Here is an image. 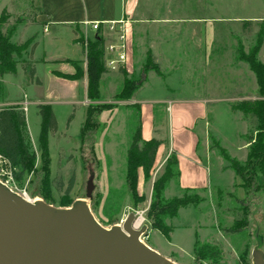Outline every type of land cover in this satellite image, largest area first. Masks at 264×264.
Returning a JSON list of instances; mask_svg holds the SVG:
<instances>
[{"label":"rangeland","instance_id":"374dc122","mask_svg":"<svg viewBox=\"0 0 264 264\" xmlns=\"http://www.w3.org/2000/svg\"><path fill=\"white\" fill-rule=\"evenodd\" d=\"M165 1L157 0V3L163 4ZM169 1L173 4L184 1L191 7L203 5L206 17L221 24L216 29L221 41L214 45L213 51L219 53L222 49L225 54L221 60H210L212 71L222 84L214 94L216 97L231 94L234 84L240 91L232 94L234 100L230 111L228 103L214 105L208 119L212 123V132L216 128L217 134H212L208 129L207 138L215 165L225 169L227 157L244 163L250 145L247 136L256 138L258 120L252 113L244 117L237 107L240 101L252 102L259 96L257 87L254 92L244 93L251 81L246 77L249 73L248 63L240 58L249 54L261 32L264 37V0ZM2 12L9 16L3 28V32L10 35L9 41L16 45L25 44L27 48L20 54H13L15 70L0 77V108L13 105L8 104L9 93L22 98V90L14 87L20 80L23 84L19 87L24 86L22 66L33 64L31 51L36 39L34 33L39 31L40 35L46 24L41 17L38 0H0V17ZM146 64V58L135 61L140 71L126 75L127 79L139 80L142 85ZM151 66H155L153 60ZM189 71L197 73L198 69L194 66ZM102 78L106 81H100L101 98L90 100L84 106V116L82 112L81 117L74 119L77 109L72 110L69 117L72 116L71 121L74 120L70 127V123L67 124L69 117L67 120L65 118V109H55L57 131L48 135L46 149L38 141H31L26 132L28 151L34 160L20 178L13 174L14 182L8 186L15 193L24 194L30 201L44 202L56 209H68L77 203H85L94 219L106 229L121 227L130 213L135 214V221L142 217L141 227L136 228L145 227L140 239L175 264H254L255 254H261L264 261V187L252 188L254 191L247 192L241 185L242 180L231 169L228 170L233 173L234 179L227 188L213 184L204 192L182 191L174 183L170 184L176 181L173 178L162 192L164 199L187 197L195 200L196 206L181 209L176 217H163L157 221L159 209L150 210L152 191L154 183L164 171H150L148 179H141L140 183L137 181L134 192L126 179L127 149L138 116L137 107L128 104V101L137 90L128 100L117 99L124 81L121 70L106 69ZM101 104L111 105V108L98 114L95 123L82 131L88 106ZM18 106L22 109V105ZM26 118L30 133L37 137L40 116L34 106H29ZM19 172L16 170V173ZM225 179L227 181L228 177ZM161 226L169 229L168 235ZM235 227L241 230L229 231ZM195 239L199 245L218 250L219 257L206 254V250L195 251Z\"/></svg>","mask_w":264,"mask_h":264},{"label":"crops","instance_id":"0c3cea01","mask_svg":"<svg viewBox=\"0 0 264 264\" xmlns=\"http://www.w3.org/2000/svg\"><path fill=\"white\" fill-rule=\"evenodd\" d=\"M38 1L46 24L40 35L39 31L34 33L36 39L31 60L35 68L34 78L40 83L21 88L19 85L23 81L20 80L14 88L22 90V98L13 97L8 92V104L21 106L23 100L26 101L25 118L30 105L36 109L38 105H49L55 118V109L59 107L65 109L66 120L74 109H77L74 119L81 117L82 112L84 116V106L91 102L86 94L84 41L99 36L107 45L115 41V36L107 25L96 32L83 23L128 20L129 49L125 74H138L140 70L136 68L135 61L148 56L159 69V74L150 70L143 76L142 85L128 101L130 105L139 106L142 140L161 142L151 171H164L168 157L174 155L179 175L170 184L174 183L182 191L204 192L213 184L227 188L232 183L234 175L227 169L228 164L223 169L211 159L207 132L212 129V123L208 117L217 103H228L230 111L234 100L231 96L240 90L234 84L233 93L217 97L214 94L222 84L212 71L210 60H221L225 53L222 49L219 53L213 51L214 45L220 44L216 29L221 24L206 17L203 5L191 7L184 1L173 4L169 0L163 4H158L157 0ZM263 50L264 37L257 54L262 63ZM194 66L197 73L189 71ZM248 71L246 77L251 82L244 93L254 92L257 87L254 73L250 68ZM77 72L79 76L73 78ZM101 81L104 83L106 80L102 78ZM26 126L31 141H37L39 133L33 137L27 118ZM215 129L211 130L212 134H217ZM140 171L142 169L139 168L138 183L144 179Z\"/></svg>","mask_w":264,"mask_h":264},{"label":"trees","instance_id":"16d2710c","mask_svg":"<svg viewBox=\"0 0 264 264\" xmlns=\"http://www.w3.org/2000/svg\"><path fill=\"white\" fill-rule=\"evenodd\" d=\"M8 14L2 12L0 17V77L6 73L15 70V61L13 54H20L27 45L12 44L9 39L10 35L3 32L4 24L8 20ZM262 32L257 37L256 43L245 57L241 55L240 60L248 63L250 70L254 73L257 84V93L259 98L254 101H241L237 109L247 117L248 113L255 114L257 117V136L254 139L251 135L247 136L249 151L247 159L244 163L239 162L234 158H226L228 162L227 169H231L236 177L242 180V186L248 191H254L252 188L264 187V63L257 59V54L262 44ZM86 58V77H87V98L91 101H97L101 98L100 86L101 75L106 70L104 64V41L95 37L93 40L87 42L85 49ZM145 70L146 73L153 70L159 74L156 66H151L152 60L148 56L146 59ZM24 73V85L39 84L40 82L34 78L35 68L31 63L22 66ZM124 75V81L121 89L116 95L117 99L128 100L131 95L140 87L139 80H129L123 69H120ZM119 70V71H120ZM78 72L72 77H78ZM136 84V86H134ZM0 89L2 85L0 83ZM3 94V92H1ZM137 122L132 127V134L130 144L127 149V173L126 179L129 188L134 192L137 185V170L142 169L144 179L149 178L152 169L155 155L159 145L158 140H150L144 142L141 138V121L140 109L138 105ZM106 108H111V105L101 104L100 106H88L85 113V120L81 130L85 131L88 126L95 123L96 116L104 111ZM38 115L40 116V131L37 141L46 149L48 142V135L57 131V123L54 113L49 105H38ZM72 116L68 118L67 124L70 123ZM27 126L25 112L18 105H10L0 108V157L5 159L10 167L13 169V174L20 178L22 174L27 171L28 164L34 160V156L28 151ZM16 170H20L16 173ZM179 171L177 167V160L174 155H170L166 161L164 172L162 176L154 183L152 191V203L150 210L159 209L157 214V221L163 217H176L180 208L187 206H196L193 199L187 197L171 198L165 200L162 192L173 178H178ZM255 186V187H254ZM162 220V219H161ZM163 232L167 235L169 229L161 226ZM241 229L230 228L229 231L237 232ZM194 250L199 252L206 250L205 253L215 258L219 257V251L207 245H199L198 240L195 239Z\"/></svg>","mask_w":264,"mask_h":264},{"label":"water","instance_id":"95a60500","mask_svg":"<svg viewBox=\"0 0 264 264\" xmlns=\"http://www.w3.org/2000/svg\"><path fill=\"white\" fill-rule=\"evenodd\" d=\"M130 213L121 227L101 226L80 202L56 209L0 183V264H175L141 239ZM254 264H264L255 254Z\"/></svg>","mask_w":264,"mask_h":264},{"label":"built area","instance_id":"2783aa9c","mask_svg":"<svg viewBox=\"0 0 264 264\" xmlns=\"http://www.w3.org/2000/svg\"><path fill=\"white\" fill-rule=\"evenodd\" d=\"M128 20H119L111 22H84V26H90L92 30L99 32L103 25L108 26V30L115 36V41L104 45V64L107 70L119 71L125 68L127 63V54L129 49V44L127 40V24ZM97 38L102 39L97 36ZM87 39L84 41V47L86 49ZM28 103L23 100L22 110L25 112L27 110ZM13 169L10 167L8 162L0 157V183L7 186L11 191H13L8 185L13 183ZM14 192V191H13ZM25 195L23 194L22 197ZM25 198V197H24ZM26 199V198H25Z\"/></svg>","mask_w":264,"mask_h":264},{"label":"bare ground","instance_id":"6f19581e","mask_svg":"<svg viewBox=\"0 0 264 264\" xmlns=\"http://www.w3.org/2000/svg\"><path fill=\"white\" fill-rule=\"evenodd\" d=\"M32 202H34V203H36V202H39V201H32ZM85 204V203H84ZM86 205V204H85ZM141 216V215H140ZM142 221H143V219H142V217H140V218H138L135 222H134V228L136 229V228H138V226H140V224L142 223ZM141 227V226H140Z\"/></svg>","mask_w":264,"mask_h":264}]
</instances>
